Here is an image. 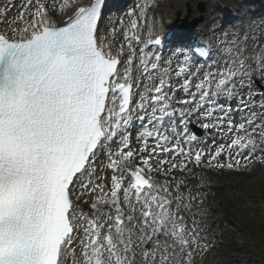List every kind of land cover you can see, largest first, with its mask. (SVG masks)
I'll use <instances>...</instances> for the list:
<instances>
[{"label": "snow or ice", "instance_id": "obj_1", "mask_svg": "<svg viewBox=\"0 0 264 264\" xmlns=\"http://www.w3.org/2000/svg\"><path fill=\"white\" fill-rule=\"evenodd\" d=\"M74 5L25 0L11 19V0L0 7V264H66L77 248L73 264H195L209 246L183 215L196 199L185 177L203 187L193 166L264 164V56L258 75L241 55L201 76L191 71L197 50L182 51L175 84L167 68L153 79L160 57L145 49L160 37L150 26L147 41L137 34L149 6L128 13L126 54L99 35L105 0L53 22L52 12ZM194 123L223 142L197 147ZM105 168L110 179L98 175ZM85 196L91 213L79 207Z\"/></svg>", "mask_w": 264, "mask_h": 264}, {"label": "rangeland", "instance_id": "obj_2", "mask_svg": "<svg viewBox=\"0 0 264 264\" xmlns=\"http://www.w3.org/2000/svg\"><path fill=\"white\" fill-rule=\"evenodd\" d=\"M227 1L230 3V7H235L232 3L233 0ZM201 3L205 4V12L202 15H205L206 17L204 23L208 25L207 32L212 34V30L218 27V21L214 22L216 26L210 27L212 20L216 17V14H212L211 9L213 8L210 7L209 0H172L170 3H163L159 8L167 10L178 8V17L180 16L182 20L188 18V22H192L195 18L201 15L199 10V5ZM19 11L20 9L16 10L15 8H12L9 13V19L16 17V15L19 14ZM52 13L55 16H58V19H61L64 15V13L59 14V12ZM248 31V34L244 35V40L246 41V44L248 43V45L244 48H247L250 44H252L253 47H258V45H260V48L264 49L263 33L261 32L258 35L254 29ZM212 36L214 35L212 34ZM249 56L251 55L249 54ZM262 168L264 169V164ZM199 170L202 175H204V184L209 181L208 185L198 187L202 191V195L204 197L209 196L211 199L214 198L219 204L220 209H222L226 215V234L223 246V255H227L228 252H230L229 255H227L230 257L229 264H239L238 261L231 256V253L236 252V249L234 248L236 243L235 241L238 236L237 234L245 229L243 225L247 226L248 229H245L246 231H244L249 233L251 239L250 241L253 245L257 243L259 244V241L262 243L261 239H264V211L261 213L258 205L256 203L254 204V200L256 199L264 201V170L262 172L256 171V169L253 170L251 167L247 169L241 168L239 170H218L203 166H201ZM83 199L86 200V197ZM209 202H211V200ZM89 205L90 204H88V206ZM263 209L264 208H262V210ZM194 212L195 210L193 209H191L190 212H186V214H188L190 225L192 224ZM196 223L197 228L201 226L198 220H196ZM253 249L251 248L250 243H246L244 244V248L240 250V253L237 252L236 255L243 257L244 255H248V253L253 252ZM260 249L262 252L258 262L259 264H264V248L261 247ZM225 251H228L227 254ZM219 261L223 262L221 259Z\"/></svg>", "mask_w": 264, "mask_h": 264}, {"label": "bare ground", "instance_id": "obj_3", "mask_svg": "<svg viewBox=\"0 0 264 264\" xmlns=\"http://www.w3.org/2000/svg\"><path fill=\"white\" fill-rule=\"evenodd\" d=\"M174 17V16H173ZM67 261H68V259H67ZM67 261H66V263H67Z\"/></svg>", "mask_w": 264, "mask_h": 264}]
</instances>
